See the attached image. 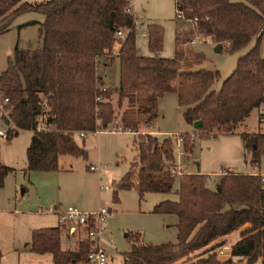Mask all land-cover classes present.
I'll use <instances>...</instances> for the list:
<instances>
[{
    "label": "trees",
    "instance_id": "obj_1",
    "mask_svg": "<svg viewBox=\"0 0 264 264\" xmlns=\"http://www.w3.org/2000/svg\"><path fill=\"white\" fill-rule=\"evenodd\" d=\"M127 3L0 0V31L21 12L43 15L40 46L15 45L0 71V97L7 98L5 112L0 113L5 140L19 130L31 131L24 170L57 169L60 155L86 157L85 148L75 139L76 131L119 127L135 132L140 125H152L157 101L167 92L175 93L185 122L200 120L199 135L236 131L248 151L249 164L264 161V132L237 131L249 112L264 103V0H175L196 33L209 36L213 43H225L228 51L239 50L254 38L216 90L212 84L217 71L198 67L204 57L187 41L183 48L174 47L170 57L158 54L162 28L156 23L145 25L149 54L138 53L134 16ZM115 45L117 53L111 55ZM114 58L118 83L100 89L98 70ZM96 95L101 99L95 100ZM185 137L183 151L188 150ZM135 148L126 171L111 182L112 198L116 200L117 190L123 188L135 189L139 198L145 192L174 190L176 199H162L152 210L175 215L176 235L173 241L148 243L138 233L126 234L123 264H251L258 258L264 264V183L259 173L227 171L209 187L206 173L169 171L175 161L174 134L160 138L145 132ZM11 169L0 160V186ZM62 227L32 229L28 248L49 253L53 264L81 261L89 250L88 238L82 234L76 248H63ZM232 231L236 238L229 242L228 253L220 256L215 248Z\"/></svg>",
    "mask_w": 264,
    "mask_h": 264
},
{
    "label": "rangeland",
    "instance_id": "obj_2",
    "mask_svg": "<svg viewBox=\"0 0 264 264\" xmlns=\"http://www.w3.org/2000/svg\"><path fill=\"white\" fill-rule=\"evenodd\" d=\"M131 6L138 53L149 54L145 25L149 22L156 23L162 28V47L158 54L164 57L173 54L174 47H177L175 35L182 41L191 40L189 47L204 57L198 67L216 70L218 73L212 84L215 90L234 69L238 55L254 43V38L251 37L248 44L239 50L228 51L226 44H222L221 50L215 51V43L209 36L196 33L191 20L175 16L174 0H132ZM42 19L40 12H21L12 19L7 29L0 31V71L6 67V56L11 55L15 45L40 46ZM261 49L264 52V26ZM100 70L101 68L98 72L102 74L104 84L109 87L117 85L116 59ZM112 97L115 105V96ZM123 104L118 110L122 109ZM238 130L264 132V103L249 112L238 125ZM145 132L155 133L160 138L175 133L183 138V134H186L188 150L181 149L180 154L184 172L196 170L197 162L198 172L208 174L206 180L209 187H213L217 177L223 174L222 169L225 172H248L255 169L264 173L262 159L257 166L249 164L248 151L238 132L199 135L196 128L183 119L173 92L164 93L158 99L157 114L152 125H140L135 132L115 131L111 127V130L86 132L83 136H76V141L86 150V157L60 155L58 168L53 170H24L25 149L31 131L19 130L9 140L0 141V160L12 167L0 186V264H52L49 253H37L26 248L29 246L32 229L56 223L55 215L47 212L51 207L73 205L80 210L94 211L102 206L106 209L102 223L104 231L97 239L106 252L104 264H123V252L127 249L129 240L126 234L138 233L140 239L148 243L173 241L176 235L175 215L152 209L162 199H176L174 190L145 192L139 198L135 189L123 188L117 190L116 200L112 198L111 182L126 171L129 162L136 155L135 141ZM189 132L194 134L192 139L188 136ZM89 165L93 168L90 169ZM61 234V246L74 249L84 231L77 229L70 233L62 227ZM64 235L73 241L71 246H68ZM227 253L228 250L225 249L218 254L224 256ZM73 264L93 263L84 257ZM251 264H260L259 258Z\"/></svg>",
    "mask_w": 264,
    "mask_h": 264
},
{
    "label": "built area",
    "instance_id": "obj_3",
    "mask_svg": "<svg viewBox=\"0 0 264 264\" xmlns=\"http://www.w3.org/2000/svg\"><path fill=\"white\" fill-rule=\"evenodd\" d=\"M175 2V0H174ZM132 0H128L127 3V11L132 12ZM175 7V5H174ZM133 13V12H132ZM175 16L177 18H183L182 12L180 9L175 7ZM123 33L120 31H116V36L123 37ZM188 43L191 40H187ZM118 46H115L111 51V55H115L117 53ZM105 86L100 84V89H104ZM100 96L96 95L95 100H100ZM7 102L6 97H0V113L4 111V104ZM40 121L37 123V129L40 128ZM115 131L120 130L119 127L114 128ZM98 130L85 131L79 130L76 131V136H83L86 132L95 133ZM189 138L192 139L194 137L193 132H189ZM5 140V128L0 124V141ZM181 136L178 133H175V161L173 164L169 165L168 169L171 173L178 175L184 172V167L180 160L181 150ZM89 168L92 169L93 166L89 165ZM221 171V170H220ZM219 171V172H220ZM222 173H225V170H222ZM263 180L264 178L261 177ZM47 212L53 213L56 216L57 223L66 228L67 232H74L77 229H81L84 231L85 236L89 240V250L86 253V258L93 264H104L106 259V252L104 249L98 244L97 239L98 236L104 231V226L102 225L103 220L105 218L104 213L106 209L102 206H99L94 211H84L80 210L76 206L67 205L64 208H56L51 207L47 209ZM225 249H228L226 244H222L215 248L217 253H222Z\"/></svg>",
    "mask_w": 264,
    "mask_h": 264
},
{
    "label": "crops",
    "instance_id": "obj_4",
    "mask_svg": "<svg viewBox=\"0 0 264 264\" xmlns=\"http://www.w3.org/2000/svg\"><path fill=\"white\" fill-rule=\"evenodd\" d=\"M174 39L177 41V47L178 48H183L184 46H185V43L177 36V35H175V37H174ZM222 44H225V43H222ZM222 44L220 43V45H221V47H220V50H221V48H222ZM115 59V58H114ZM113 59V60H114ZM113 60L110 62V64L113 62ZM101 82H102V84L105 86V87H109V86H107L106 84H104V81H103V79L101 78ZM115 87V86H114ZM223 170V169H222ZM191 171H198V169L196 168V170H191ZM236 172H240V171H236ZM255 172H257V173H259V175H261V177H263L264 178V173H260V172H258V171H256L255 169H251L250 171H248V173H255ZM264 180V179H263ZM55 215V214H54ZM56 217V216H55ZM176 221V220H175ZM56 224H58L57 223V220H56V223L55 224H53V225H56ZM53 225H50V226H53ZM61 236H63V235H61ZM65 236V235H64ZM66 237V236H65ZM67 238V237H66ZM236 238V231H232V232H230V233H228L226 236H225V243L224 244H226L227 246H228V248H229V242H231L233 239H235ZM67 240H68V243H69V245L68 246H71L72 244H73V241L72 240H69L68 238H67ZM226 241H228V243L226 242ZM26 248L28 249V246H26ZM64 248V247H63ZM67 248V247H66ZM228 250V249H227ZM52 264H53V262H52Z\"/></svg>",
    "mask_w": 264,
    "mask_h": 264
},
{
    "label": "water",
    "instance_id": "obj_5",
    "mask_svg": "<svg viewBox=\"0 0 264 264\" xmlns=\"http://www.w3.org/2000/svg\"><path fill=\"white\" fill-rule=\"evenodd\" d=\"M220 47H221L220 43H215L214 50L220 51ZM199 123H200V120L197 119V120H194L191 125L193 128H197ZM196 168H197V162H196ZM216 189H218V186L216 187Z\"/></svg>",
    "mask_w": 264,
    "mask_h": 264
}]
</instances>
